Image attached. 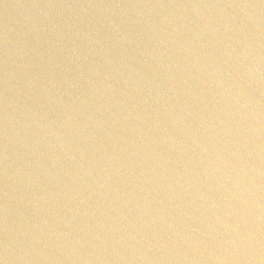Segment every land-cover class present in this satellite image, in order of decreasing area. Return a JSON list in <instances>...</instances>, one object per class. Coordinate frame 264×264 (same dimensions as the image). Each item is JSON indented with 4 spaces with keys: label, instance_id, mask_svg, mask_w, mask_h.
<instances>
[{
    "label": "water",
    "instance_id": "95a60500",
    "mask_svg": "<svg viewBox=\"0 0 264 264\" xmlns=\"http://www.w3.org/2000/svg\"><path fill=\"white\" fill-rule=\"evenodd\" d=\"M0 264H264V0H0Z\"/></svg>",
    "mask_w": 264,
    "mask_h": 264
}]
</instances>
